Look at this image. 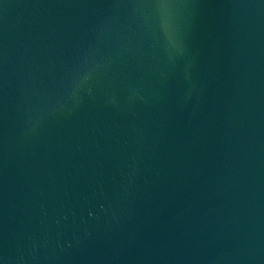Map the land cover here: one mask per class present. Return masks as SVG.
Returning a JSON list of instances; mask_svg holds the SVG:
<instances>
[{
  "label": "water",
  "instance_id": "95a60500",
  "mask_svg": "<svg viewBox=\"0 0 264 264\" xmlns=\"http://www.w3.org/2000/svg\"><path fill=\"white\" fill-rule=\"evenodd\" d=\"M0 264H264V0H0Z\"/></svg>",
  "mask_w": 264,
  "mask_h": 264
}]
</instances>
